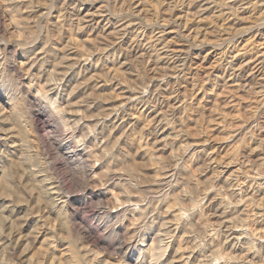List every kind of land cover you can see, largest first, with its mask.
<instances>
[{"label":"clouds","instance_id":"obj_1","mask_svg":"<svg viewBox=\"0 0 264 264\" xmlns=\"http://www.w3.org/2000/svg\"><path fill=\"white\" fill-rule=\"evenodd\" d=\"M0 264H264V0H0Z\"/></svg>","mask_w":264,"mask_h":264},{"label":"rangeland","instance_id":"obj_2","mask_svg":"<svg viewBox=\"0 0 264 264\" xmlns=\"http://www.w3.org/2000/svg\"><path fill=\"white\" fill-rule=\"evenodd\" d=\"M213 135L216 137V141H217V143H219V144H221V145H223V144H227V143H229V141L228 140H230V138L229 139H227V136H220V135H218L217 133H216V130L215 129H213ZM213 152H216V151H220V149L219 148H215V149H211ZM227 156V149H225V151L224 152H221V154H220V156L218 157V158H225ZM214 158H217V157H214Z\"/></svg>","mask_w":264,"mask_h":264},{"label":"bare ground","instance_id":"obj_3","mask_svg":"<svg viewBox=\"0 0 264 264\" xmlns=\"http://www.w3.org/2000/svg\"><path fill=\"white\" fill-rule=\"evenodd\" d=\"M227 139H229L228 137H227ZM229 141V140H228ZM218 158V157H217ZM218 159H222V158H218Z\"/></svg>","mask_w":264,"mask_h":264}]
</instances>
